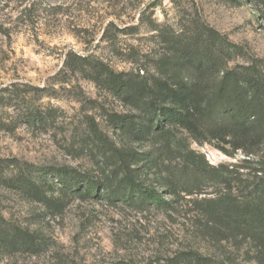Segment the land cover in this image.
Masks as SVG:
<instances>
[{"label":"rangeland","instance_id":"rangeland-1","mask_svg":"<svg viewBox=\"0 0 264 264\" xmlns=\"http://www.w3.org/2000/svg\"><path fill=\"white\" fill-rule=\"evenodd\" d=\"M194 22L237 45L234 66H264V0H0V264H170L191 249L225 264H264L254 242L220 245L200 223L201 207L229 190L264 195V144L248 153L185 131L136 141L115 128L135 113L93 80L91 62L134 73L145 64L158 76L153 60L168 52L161 31ZM94 132L132 151L140 179L168 206L87 198L50 176L38 201L5 182L26 165L107 170ZM188 156L219 179L172 193L164 178Z\"/></svg>","mask_w":264,"mask_h":264},{"label":"trees","instance_id":"trees-1","mask_svg":"<svg viewBox=\"0 0 264 264\" xmlns=\"http://www.w3.org/2000/svg\"><path fill=\"white\" fill-rule=\"evenodd\" d=\"M161 36L168 52L164 58L153 60L157 72L162 70L158 76L150 75L145 64L134 73L116 72L100 62L89 63L94 82L135 113L119 117L115 128L139 142L172 141L176 132L185 131L197 141L221 142L236 150L248 152L261 148L264 144V66H234L235 58L240 55L237 45L205 23L163 30ZM94 135L107 169L98 175H77L73 169H38L26 165L20 169L24 172L6 177L5 182L38 201L47 198L46 177L50 176L64 190L87 198L103 197L141 208L168 206L160 194L148 189L140 179L133 168L132 151L117 148L98 132ZM33 171H45L46 176L38 179ZM218 173L208 171L188 156L181 171H172L163 183L171 185L175 193L182 186H201L218 180ZM262 189L250 199L229 190L217 199L208 200L201 207L205 221L200 223L205 234L220 245L226 242L240 247L244 242H254L263 254ZM170 264L225 262L191 249L178 253Z\"/></svg>","mask_w":264,"mask_h":264}]
</instances>
